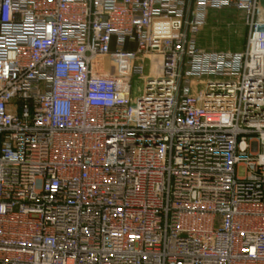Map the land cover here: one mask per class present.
Listing matches in <instances>:
<instances>
[{
	"label": "built area",
	"instance_id": "2783aa9c",
	"mask_svg": "<svg viewBox=\"0 0 264 264\" xmlns=\"http://www.w3.org/2000/svg\"><path fill=\"white\" fill-rule=\"evenodd\" d=\"M0 264H264V0H0Z\"/></svg>",
	"mask_w": 264,
	"mask_h": 264
},
{
	"label": "rangeland",
	"instance_id": "374dc122",
	"mask_svg": "<svg viewBox=\"0 0 264 264\" xmlns=\"http://www.w3.org/2000/svg\"><path fill=\"white\" fill-rule=\"evenodd\" d=\"M247 36L244 25V16L241 12L225 10L210 13L207 24L198 35V45L200 48L211 51L240 52L243 50ZM114 73V69H111ZM141 82L133 80V86L139 87ZM238 177H244V170H237Z\"/></svg>",
	"mask_w": 264,
	"mask_h": 264
}]
</instances>
